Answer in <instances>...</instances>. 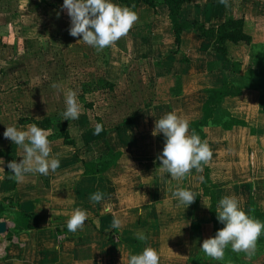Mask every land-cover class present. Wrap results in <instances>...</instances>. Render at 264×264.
Wrapping results in <instances>:
<instances>
[{"label":"crops","instance_id":"0c3cea01","mask_svg":"<svg viewBox=\"0 0 264 264\" xmlns=\"http://www.w3.org/2000/svg\"><path fill=\"white\" fill-rule=\"evenodd\" d=\"M113 2L121 6L119 0ZM62 4L63 0H0V152L3 153L0 156V220H6L9 226L7 235H0V264H127L129 255L140 253L145 246L158 252L159 264H162V235L167 228L163 217L168 212L162 210L163 198H156L153 190L156 164L151 156L155 153L158 133L153 135L154 128L149 127L146 114L133 118L122 113L118 127L113 130L106 128L102 135L107 139V148L120 151L125 156V164H112L99 175H85L82 160L90 162L104 154L77 160L67 155L70 146L62 144L49 146L50 155L57 156L60 161L55 171H50L47 176L26 174L20 184L9 179L11 173L7 164L11 160L19 162L22 156L17 155L22 154V149L3 136L6 126L15 125L26 130L34 119L55 117L64 102V92L69 88L64 89L61 84L64 80L57 76L64 68L60 64L63 60L60 52L54 53L53 62H49V58L39 61L35 57L45 58L47 54L31 49L40 39L43 40L46 23L55 21L61 26L70 25V17ZM242 10L254 43L264 48V0H242ZM232 12V0H226V3H220V0H185L181 5L180 20L198 21L216 28ZM55 13L58 15H52ZM135 13L137 20L128 33L104 48L99 56L98 51H93L89 45L86 46L90 52H68L85 59L95 60L97 57L95 81L106 79L114 85L113 91L119 83L124 86L125 81L122 80L131 74L130 71L138 75L139 70L154 75H180L186 79L204 78L207 86L212 87H220L226 81L225 73L230 72L231 66L220 54L211 51V39L201 37L194 29H185L180 42L176 41L167 5L160 2L155 7L140 4ZM232 52L239 57L234 50ZM239 58L242 61L240 72H248L253 59ZM30 59L33 61L29 62ZM89 64L93 65V61ZM88 70L93 71L92 68ZM92 83L93 78L82 87ZM237 101L241 102L240 99ZM196 105L193 104V108ZM23 110L27 111L24 115L21 114ZM137 118L143 123L146 120L144 124L147 126L136 128L139 125ZM129 119L131 122L126 124ZM251 123L255 129H261L264 114H259ZM236 128L241 126L233 127ZM254 134L263 137L264 130H256ZM256 135L252 137L258 140ZM131 136L135 139L131 140ZM211 140L208 138L212 152L209 164L218 161L213 165L225 170L226 176L227 184L219 189L220 198L235 196L251 216L250 185L248 182L245 185L233 183L236 178L228 170L242 167L239 154L224 142L218 144V141ZM261 141L263 146L257 148L259 142L254 147L248 164L258 192L264 180V177L255 176V173L264 172V162L259 159V152L264 153V139ZM215 147L221 148V156H216ZM95 192L103 194L100 203L89 199ZM77 208L87 214V219L77 231L69 232L64 225ZM22 212L31 214L32 228H26L25 222L22 229L15 228L17 221L21 223ZM113 214L121 219L119 229H111ZM167 217L169 219V213ZM191 220L198 222L195 218ZM137 232H143L146 239L138 241L134 235ZM168 243L171 245L166 244L167 249L179 251L176 243L170 239ZM167 260L172 262L175 259L169 257Z\"/></svg>","mask_w":264,"mask_h":264},{"label":"rangeland","instance_id":"374dc122","mask_svg":"<svg viewBox=\"0 0 264 264\" xmlns=\"http://www.w3.org/2000/svg\"><path fill=\"white\" fill-rule=\"evenodd\" d=\"M52 15L58 14L55 13ZM52 22L53 23L51 24L46 23L43 40L40 39L37 45H35L34 47L31 46V49L33 51H43L44 54H47V57L45 58L35 57V60L39 61H45L47 58H49V62H53L54 53L58 54V52H60L62 57L61 59H63L60 64L61 67L64 68L63 72H61L60 74L58 73L57 76L60 77V80H64L63 82H61L63 87L65 86L64 89L69 86L68 89H72L76 93L77 102L80 106L81 113L79 118L75 120L63 119L62 112L64 110V102L63 104H61V106H59L58 111L56 112L57 114L55 116L58 121H67L69 133L71 135V138L75 142V144L73 146H70V149H68V156L73 157L77 160H80V158L84 157L86 159H89L91 157H96L102 154H104L103 156H106L108 149L106 145L107 139L102 135H104V133L106 132V128H111L113 130L118 127L117 125L121 122L119 116L122 113L123 115H129V117L132 116L133 118L134 116L139 118V114L144 113L146 114L145 119L149 121V127L154 128L156 119L161 118L165 113H168L170 111H175V113L180 117L184 115H194V113L196 112V107L193 108V104L195 103L193 98L196 99L198 96H201L202 89H204L208 85L206 79L204 78L198 77L193 79H186L181 77L180 75H154L148 72L142 73V71L140 70L139 74L135 75L132 74V71H130L131 74H127L126 79L122 80L125 81L124 86L119 83V86L113 91H111L109 88L100 90L97 89L93 91L92 88L97 84V81H95V77L97 76L98 71V68L95 65L98 61L96 60L97 57L95 58V60H92L90 58L85 59L81 56L79 57L73 54L72 50H75V52L79 54L83 51L90 52V50L83 41H79L80 37H73L69 35L70 25L61 26V23L57 24L55 21ZM233 50L239 55V57H243L244 59H247V61L249 60V58H255V55L261 56V53L264 52V48H262L261 45L250 49V51L249 48L246 47H244L243 49V47L240 48L234 46L232 47V51ZM69 51L72 52L68 53ZM93 51L96 52V50L94 49ZM102 51L103 50L99 51L97 55L99 56ZM95 52L93 53V57L95 56ZM28 61L32 62L33 60L30 59ZM91 61H93V65L89 64ZM89 68H92L93 71H89ZM95 69H97V71ZM225 75V80L234 81L236 85L244 88L245 97L242 99L240 98V100H242V103L237 101L239 99H237L236 101H227L224 104V107L216 113V118L219 120V123L217 120L218 124L214 123L213 125L209 126L206 129V133L209 140L212 139L211 141H218V144L224 142L226 146L237 151V154H239V164H241L240 166L242 167L235 171H233V168L235 167H231L228 170L230 172V175L235 176L236 178L233 183H237V185L244 183L245 185L246 182H248V186L250 185V210L251 216L253 217L252 209L255 206L264 211V180L260 185V192H258V190L255 189L256 186L253 185L254 175H252V168L248 165L251 162L252 150L254 149V147L259 142L260 145L256 147L260 148L261 146H263V143H261V139H264V136H257L256 134H254V131L264 130V124L260 126L261 129H255L256 126L252 125L251 123L252 121H256L257 116L260 114L258 112L257 103V96L259 95L260 90L256 89L252 85L253 81H251L248 77V72H238L236 74L226 72ZM92 78L93 85L88 87V91H85L82 85L89 82ZM126 110L128 111L126 112ZM247 110H249L250 114H256L255 120H251V118L248 117V124L250 125L244 128L241 126V128L233 129L231 132L222 130L223 128L219 124L222 123L223 114L225 112L230 111L233 114L240 116L241 114L247 112ZM26 113V110H23L21 112L22 115ZM138 118L135 119L137 122H139V125H136V128H145L147 126L146 124H144L146 123V120L143 123V121L140 122V119ZM97 123L102 124L103 130L98 135H95L93 133L94 127ZM119 127H121V125ZM129 128L131 129V127ZM47 133L50 134V132ZM253 135H256L258 140L253 139ZM47 138L49 140L50 147H55L58 145L62 146L63 144L62 140H50L51 138H49V135L47 136ZM133 138L134 137L131 136V140ZM164 140L165 138L163 134L158 133V135L156 136V145H159V141L160 144H164ZM214 151L216 152V156H221L220 147H215ZM159 154L160 152L156 151L155 146V153H153L152 156L150 155L154 158L153 161L156 164V173L153 178V190H155V187L158 186L161 182L163 187L164 185H166L165 183L167 173L159 167ZM130 156H132V154H130ZM148 157L149 154L147 158ZM148 159V161L150 162V158ZM214 159L216 158L214 157ZM259 159L264 162V153L259 152ZM216 162L218 161L214 160L210 165L214 169L218 170L219 167L213 165L216 164ZM125 163V156L123 157V154L121 153L120 157L114 164ZM220 170L222 171V173H224L225 171L223 169ZM255 174V176L257 177H264V172ZM223 175L225 176V173ZM155 182H157L158 184L155 185ZM161 204L162 210L169 213V219L167 217L168 213H165L163 217V221H165L164 226L165 228L167 226V228L165 231H163L162 235V264H264V242L261 243L258 242V240L256 241V250L251 257L247 256L243 252H233L230 246H228L224 250V259L222 262L211 260V258L206 257L205 254L200 250L199 245L206 238H204L201 231L195 227L198 225V222L192 221L191 218L186 216L183 211L171 212V210L169 209V200H167L166 196L163 197ZM168 209L170 210V212L168 211ZM169 239L173 243H176L177 247L179 246L178 252V249L174 251L165 247L166 244H169ZM184 244L185 248L183 247ZM173 246L176 248L175 245ZM169 257H173L175 260H172V262H170L167 260V258Z\"/></svg>","mask_w":264,"mask_h":264},{"label":"clouds","instance_id":"9594fccd","mask_svg":"<svg viewBox=\"0 0 264 264\" xmlns=\"http://www.w3.org/2000/svg\"><path fill=\"white\" fill-rule=\"evenodd\" d=\"M226 3V0H220ZM67 10L70 17L69 35L80 37L86 45L101 51L111 46L121 36L128 33L137 20L134 11L121 7L113 0H63L61 6ZM55 87V85H53ZM80 106L76 93L72 89L64 92L63 119L75 120L80 116ZM188 122L178 116L175 111L165 113L156 119L153 135L162 133L165 140L158 159L160 168L173 180L182 179L191 169L199 171L202 164H207L212 152L205 141L193 131L188 134ZM103 130L97 123L94 127L95 135ZM3 136L14 145L22 149V159L17 162L11 160L7 167L17 184L25 180L26 174H40L47 176L55 171L60 164L57 156L50 155L48 134L36 124L20 130L15 125H7ZM172 195L180 204L190 205L197 194L184 187L173 186ZM93 203H100L103 199L101 192L92 193L89 197ZM215 212L218 222L223 227L214 236L206 238L199 245L206 257L213 261L222 262L224 250L230 246L233 252H243L251 257L256 250L257 238L264 232V222L250 216L235 196L227 195L218 199ZM87 219V214L81 209L73 210L64 227L69 232L81 228ZM121 219L113 214L111 229H119ZM138 241H144L143 232L134 234ZM127 264H159L158 252L150 246H145L138 254H130Z\"/></svg>","mask_w":264,"mask_h":264},{"label":"trees","instance_id":"16d2710c","mask_svg":"<svg viewBox=\"0 0 264 264\" xmlns=\"http://www.w3.org/2000/svg\"><path fill=\"white\" fill-rule=\"evenodd\" d=\"M122 7H126L131 11L136 12L140 4L155 7L159 2L164 3L169 8V18L176 35V41L180 42V36L185 29H194L203 38L211 39L213 41L211 51L220 54L223 59L231 66L230 72L236 74L240 72L242 61L232 52L231 46H243L246 48H254L256 44L253 41V35L246 27V18L242 10V0H232L233 12L227 16L225 21L218 27H211L207 23L198 21L189 22L180 20L181 5L185 0H119ZM263 47V46H262ZM251 66L248 70V77L253 81V86L259 89L257 96L258 112L264 114V55H255L252 58ZM85 91L89 90V86H83ZM114 85L104 78L97 80L96 86L92 89L100 90L109 88L112 90ZM91 89V90H92ZM202 95L196 99L193 98L196 105V112L194 115L181 116L188 122V134L193 131L200 137L202 141L208 144V135L205 128L218 124L219 120L216 118L217 111L224 107L227 100H237L245 97L244 88L236 85L234 81L226 80L220 87L206 86L202 89ZM242 101V100H241ZM223 114V113H222ZM256 114H250L249 110L240 116L227 111L223 114L222 123L219 124L224 130H232L234 126H248L250 124L248 117L255 120ZM218 120V123H217ZM21 122L24 120L21 119ZM130 122V119L125 123ZM32 124L40 127L42 130L50 132V140H62L64 145L73 146L74 140L68 130L67 121H58L55 117H46L43 120H32ZM164 144L156 145V151L161 152ZM3 153L0 152V156ZM120 151H114L108 148L107 155L101 156L97 160L90 162L82 160L85 167V175H99L104 173L112 164H114L120 157ZM220 169H214L209 161L207 164H202L201 169H191L190 172L182 179L173 180L168 174L166 178V185L162 182L155 187V197H167L171 200L169 209L174 211H183L191 218L198 220V225L195 226L199 229L204 238L214 236L216 231L223 227V224L218 222L215 206L220 198L219 189L226 185L225 176ZM158 183L156 182V185ZM173 186L184 187L193 193L197 194L193 202L188 206L178 203L177 199L173 197ZM253 218L264 222V211L255 206L252 209ZM21 223L17 221L16 228L22 229V223L27 224L26 228H32L30 225L31 214L21 213ZM24 227V226H23ZM258 242H264V232L257 238Z\"/></svg>","mask_w":264,"mask_h":264},{"label":"water","instance_id":"95a60500","mask_svg":"<svg viewBox=\"0 0 264 264\" xmlns=\"http://www.w3.org/2000/svg\"><path fill=\"white\" fill-rule=\"evenodd\" d=\"M9 226L6 220H0V235L4 236L8 233Z\"/></svg>","mask_w":264,"mask_h":264}]
</instances>
